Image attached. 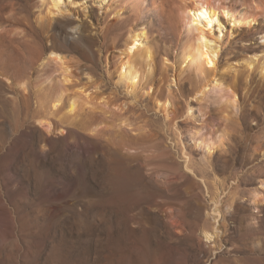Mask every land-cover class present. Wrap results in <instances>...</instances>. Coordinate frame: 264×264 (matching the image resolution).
<instances>
[{"label":"rangeland","instance_id":"374dc122","mask_svg":"<svg viewBox=\"0 0 264 264\" xmlns=\"http://www.w3.org/2000/svg\"><path fill=\"white\" fill-rule=\"evenodd\" d=\"M189 1L0 0V264H264V0H220L255 22L226 25L203 99L178 61ZM135 31L153 61L132 60V89ZM55 88L83 96L74 114L49 109Z\"/></svg>","mask_w":264,"mask_h":264},{"label":"bare ground","instance_id":"6f19581e","mask_svg":"<svg viewBox=\"0 0 264 264\" xmlns=\"http://www.w3.org/2000/svg\"><path fill=\"white\" fill-rule=\"evenodd\" d=\"M79 1L80 0H41V6L47 7L48 12L51 15H53V12H57V13L67 12L70 7L82 8L83 11H87V7L85 6V4L84 3L82 4ZM98 1H100L101 3L104 0H98ZM184 7L185 8H183L184 12L182 15L183 18L181 21L182 23L181 25L183 27V31L185 35V37L184 36L183 37L184 39L185 38L186 39L183 43V48L178 61L189 67V69L193 70L196 75L202 78L200 79L202 80V82L197 84L196 87L197 93L195 92L196 94L194 95H196L195 96L196 98L200 97L203 99L211 89H216L221 86V83L219 81L214 80L213 82H211L209 78L211 77L212 70L216 66L217 57L219 56L220 53L219 42L222 39V35L226 25L233 23L235 26H241L243 24H249L251 26L252 23L255 22V19L253 17L250 18L247 17L246 15H241V13L237 14L235 11L231 10L230 8L226 6H222L220 0H191L189 1V3H186ZM77 12L79 11L76 10V13ZM145 37H146V33L144 31L142 32L135 31L129 33L126 42L123 44L124 49L123 51H121L124 56H126L127 58L129 57V60L126 61L125 63L123 61L119 66H117L118 67L117 72H119L120 80L122 82H126V84L132 89H136L138 85L137 84L138 80L140 78L139 70L136 68L134 64H132V62L134 63L135 61L134 59L136 58V56H139L140 58L141 57L145 58L147 60V62L145 63L147 67L149 65L151 66V63L153 61L151 49L148 46L147 47L143 46L142 44V41ZM262 39H264V37ZM53 41L54 40L52 37H48V42H53ZM46 54L48 59H53L54 61L59 62L61 64V68L63 69L65 74L64 81L66 82V84L70 83L71 79L69 78L70 77L68 71L69 69L62 67L63 65L65 66V62H63L64 58H62L60 54L56 52L55 47L52 46L46 48ZM39 55L41 59L42 56L41 54ZM255 57L256 56H254V58L249 59L250 63L248 65L250 67L253 65L254 62H256ZM25 85L26 84L24 83L21 85V87L25 88ZM193 91H195V89ZM193 91L191 92L193 93ZM76 92L77 91L68 93L67 90H59V88L57 90L55 88L53 95L49 97L48 100V104L50 106L49 109H51L53 112L64 111L66 115L74 114L83 99L82 98L83 96L82 95L79 96L78 92L77 93ZM87 105L89 107H92V104L90 102H88ZM54 113L45 114L44 116H42L41 120L39 119V124L41 126H44L48 130V132L54 131L53 126L51 124L52 122H50L51 116ZM186 113L188 116H191L192 110L190 108H187ZM49 115H51L50 119H49ZM114 119L122 124H127L130 121V118L128 116H124L123 114L114 115ZM200 132L201 129L198 131L199 134L198 136L201 135ZM210 142L212 141L210 140ZM207 143L203 140L199 142L198 145L201 148L204 146L206 151L210 153L213 145ZM206 235L209 238V234Z\"/></svg>","mask_w":264,"mask_h":264},{"label":"water","instance_id":"95a60500","mask_svg":"<svg viewBox=\"0 0 264 264\" xmlns=\"http://www.w3.org/2000/svg\"><path fill=\"white\" fill-rule=\"evenodd\" d=\"M129 162H133V163H136L137 165H139V163L138 162H136V161H131L130 159H129Z\"/></svg>","mask_w":264,"mask_h":264}]
</instances>
